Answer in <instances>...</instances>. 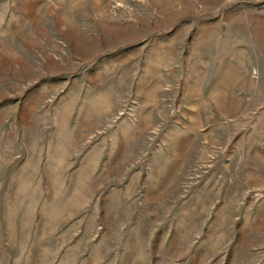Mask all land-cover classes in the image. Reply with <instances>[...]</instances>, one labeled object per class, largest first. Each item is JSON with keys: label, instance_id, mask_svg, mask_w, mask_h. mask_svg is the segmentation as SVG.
Masks as SVG:
<instances>
[{"label": "rangeland", "instance_id": "rangeland-1", "mask_svg": "<svg viewBox=\"0 0 264 264\" xmlns=\"http://www.w3.org/2000/svg\"><path fill=\"white\" fill-rule=\"evenodd\" d=\"M0 264H264V0H0Z\"/></svg>", "mask_w": 264, "mask_h": 264}]
</instances>
